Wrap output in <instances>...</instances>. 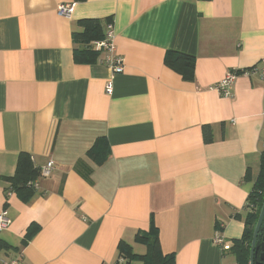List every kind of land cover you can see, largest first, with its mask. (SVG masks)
<instances>
[{"label":"crops","instance_id":"1","mask_svg":"<svg viewBox=\"0 0 264 264\" xmlns=\"http://www.w3.org/2000/svg\"><path fill=\"white\" fill-rule=\"evenodd\" d=\"M74 3L70 18L57 12ZM87 19L114 24L124 70L76 38ZM168 51L196 59L187 80ZM264 57V0H0V258L22 264H116L138 255L154 224L176 264H234L214 237L240 239L264 150V80L229 71ZM112 80L114 91L106 92ZM213 141L206 142L204 126ZM109 155L97 164V139ZM48 177L28 199L7 196L21 154ZM136 262V261H134Z\"/></svg>","mask_w":264,"mask_h":264},{"label":"trees","instance_id":"2","mask_svg":"<svg viewBox=\"0 0 264 264\" xmlns=\"http://www.w3.org/2000/svg\"><path fill=\"white\" fill-rule=\"evenodd\" d=\"M83 22L85 23L84 31L76 35L77 39H80L87 44L96 39L104 38L105 32L103 31L101 20L87 19ZM98 55V51H94L89 48H84L81 51L75 52V58L78 61H92L93 58ZM165 62L170 67L181 73L185 79H194L196 65V59L194 56L180 52L168 51ZM204 135L206 142L213 141V134L207 125L204 126ZM88 153L97 164H102L109 155L108 143L103 138L97 139ZM39 174V169L34 167L30 156L24 153L20 156L16 174L13 177L8 178V181L10 182V187L14 193L20 195L25 200H28L37 191V188L30 182L38 179ZM263 203L264 150L261 154L260 172L255 181L254 187L248 196V203L245 207L248 211V214L245 220L244 234L240 239L233 241L232 247L230 249V252L236 258V264H251L254 231L262 210ZM136 241L146 245V254H135L132 251L130 245L122 242L119 245V249L121 254L120 259H124V264H176L175 254H164L162 252L159 241V231L154 224H152L149 231L139 232L136 236Z\"/></svg>","mask_w":264,"mask_h":264},{"label":"built area","instance_id":"3","mask_svg":"<svg viewBox=\"0 0 264 264\" xmlns=\"http://www.w3.org/2000/svg\"><path fill=\"white\" fill-rule=\"evenodd\" d=\"M74 11V3H62L58 7V14L63 17L70 18ZM90 46L96 51L100 52L103 55V60L105 64L110 68L113 74H118L123 72L124 70V58L121 56L116 49L115 44V31L114 24L109 22L106 26L105 36L102 39H96L91 42ZM240 75L252 76L256 75L260 79L264 80V57L261 59L258 65H255L250 68L244 69H233L229 71L226 76L216 84V88L220 91V93L226 97L232 96V86L236 78ZM114 91V83L112 80L108 81L106 84V92L108 94H112ZM55 166V162L53 159L47 161L40 168V176L48 177L51 175ZM37 189L39 188V180L35 179L30 182ZM13 190L10 185L8 187L7 196H11L13 194ZM12 223V219L10 216L9 209L5 206L0 210V234L5 229L9 228ZM214 242L224 251H228L232 247V243L226 240V238L220 233L217 232L214 237ZM21 256L18 255L15 258H0V264H22ZM124 259H120L116 264H124Z\"/></svg>","mask_w":264,"mask_h":264},{"label":"flooded vegetation","instance_id":"4","mask_svg":"<svg viewBox=\"0 0 264 264\" xmlns=\"http://www.w3.org/2000/svg\"><path fill=\"white\" fill-rule=\"evenodd\" d=\"M254 238V237H253ZM264 219L256 238L254 248V264H264Z\"/></svg>","mask_w":264,"mask_h":264},{"label":"water","instance_id":"5","mask_svg":"<svg viewBox=\"0 0 264 264\" xmlns=\"http://www.w3.org/2000/svg\"><path fill=\"white\" fill-rule=\"evenodd\" d=\"M263 219H264V203H263L262 210H261L259 219H258L256 227H255V231H254V238H253V242H252V252H251V264H254V248H255V244H256V238H257V235L260 231Z\"/></svg>","mask_w":264,"mask_h":264},{"label":"rangeland","instance_id":"6","mask_svg":"<svg viewBox=\"0 0 264 264\" xmlns=\"http://www.w3.org/2000/svg\"><path fill=\"white\" fill-rule=\"evenodd\" d=\"M229 255H230V257H232V253L231 252H229ZM234 264H236V261L234 260Z\"/></svg>","mask_w":264,"mask_h":264}]
</instances>
